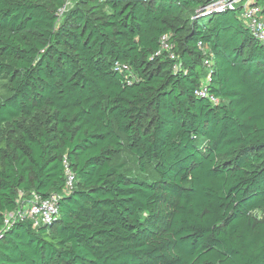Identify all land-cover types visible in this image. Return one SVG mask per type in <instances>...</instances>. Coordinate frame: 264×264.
Listing matches in <instances>:
<instances>
[{
	"label": "trees",
	"instance_id": "1",
	"mask_svg": "<svg viewBox=\"0 0 264 264\" xmlns=\"http://www.w3.org/2000/svg\"><path fill=\"white\" fill-rule=\"evenodd\" d=\"M68 1L0 0V264H264V45L239 11L72 0L60 16ZM52 195L49 225H5Z\"/></svg>",
	"mask_w": 264,
	"mask_h": 264
},
{
	"label": "built area",
	"instance_id": "2",
	"mask_svg": "<svg viewBox=\"0 0 264 264\" xmlns=\"http://www.w3.org/2000/svg\"><path fill=\"white\" fill-rule=\"evenodd\" d=\"M228 10H238L240 18L248 27L253 38L264 45V9L257 4V0H210L209 3L199 9L197 16H207L212 13H222ZM168 40V35H164L161 38L160 49L157 55L162 51L170 52L172 46ZM196 46L198 49H202V44L200 42H198ZM170 58L172 59L174 57L171 56ZM204 66L209 68L210 62L205 61ZM114 69L120 73L127 74L125 77L126 84H131V75L129 74L130 72L126 65H119L115 63ZM196 94L197 96L207 98L213 105H217L219 103L218 99L208 94L207 88L204 86L199 88ZM65 168V191L69 192L73 187V176L68 167L65 166ZM58 199L59 197L57 195H52L47 199L34 197L32 200L26 201L19 206L14 213L8 215L5 225L7 226L10 222H14L15 220H30L33 228L40 224L49 225L58 215Z\"/></svg>",
	"mask_w": 264,
	"mask_h": 264
},
{
	"label": "rangeland",
	"instance_id": "3",
	"mask_svg": "<svg viewBox=\"0 0 264 264\" xmlns=\"http://www.w3.org/2000/svg\"><path fill=\"white\" fill-rule=\"evenodd\" d=\"M73 3H74V1H72V0H69L68 2H67V4L65 5V7H64V9H63V11H62V13L63 12H65V11H68L72 6H73ZM62 13L60 14V16H62ZM5 81H3V80H0V95H3V94H5L6 93V90H5ZM126 162L128 163V165H130L132 162H131V159H129V158H127L126 159ZM132 165V164H131ZM256 216H260V214H256Z\"/></svg>",
	"mask_w": 264,
	"mask_h": 264
}]
</instances>
